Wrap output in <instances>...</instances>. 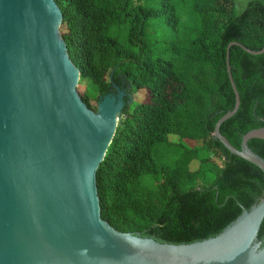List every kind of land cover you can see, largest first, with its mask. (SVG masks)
<instances>
[{"label": "trees", "instance_id": "obj_1", "mask_svg": "<svg viewBox=\"0 0 264 264\" xmlns=\"http://www.w3.org/2000/svg\"><path fill=\"white\" fill-rule=\"evenodd\" d=\"M54 1L82 102L96 112L101 97L116 94L114 85L127 95L96 172L104 222L120 233L186 245L216 237L259 201L263 173L213 134L235 104L227 48H264V0H250L240 13L236 0ZM229 61L240 108L220 133L240 149L244 135L264 127V54L232 47ZM248 147L264 159V141ZM258 241L264 248V221Z\"/></svg>", "mask_w": 264, "mask_h": 264}, {"label": "water", "instance_id": "obj_2", "mask_svg": "<svg viewBox=\"0 0 264 264\" xmlns=\"http://www.w3.org/2000/svg\"><path fill=\"white\" fill-rule=\"evenodd\" d=\"M54 0H0V264H264L258 234L264 194L216 237L186 245L117 232L101 218L96 172L122 119L126 92L100 98L93 112L80 99L79 70L60 37ZM226 52L235 104L213 137L264 175L249 147L264 127L234 148L221 126L240 97Z\"/></svg>", "mask_w": 264, "mask_h": 264}, {"label": "rangeland", "instance_id": "obj_3", "mask_svg": "<svg viewBox=\"0 0 264 264\" xmlns=\"http://www.w3.org/2000/svg\"><path fill=\"white\" fill-rule=\"evenodd\" d=\"M250 0H236V5H235V9H236V12L237 13H240L242 10L245 9L247 3L249 2ZM80 84L85 86V87H89L92 91H94L96 93V88L93 86V84L91 83V81L89 80H83V81H80ZM136 100H141L142 99V94L137 96L135 98ZM122 119H120L119 123L121 122ZM118 123V125H119ZM178 139L176 137L172 138L171 141L172 142H176ZM183 143L188 146V147H193L195 144L193 142H190V141H183ZM195 166V167H194ZM192 169H195L196 168V165H194Z\"/></svg>", "mask_w": 264, "mask_h": 264}, {"label": "flooded vegetation", "instance_id": "obj_4", "mask_svg": "<svg viewBox=\"0 0 264 264\" xmlns=\"http://www.w3.org/2000/svg\"><path fill=\"white\" fill-rule=\"evenodd\" d=\"M116 91V90H115ZM116 93H117V91H116Z\"/></svg>", "mask_w": 264, "mask_h": 264}]
</instances>
